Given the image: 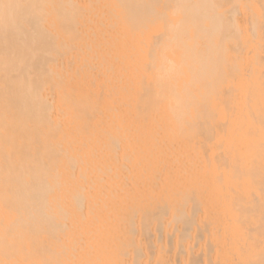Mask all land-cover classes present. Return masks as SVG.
Listing matches in <instances>:
<instances>
[{"label":"bare ground","instance_id":"bare-ground-1","mask_svg":"<svg viewBox=\"0 0 264 264\" xmlns=\"http://www.w3.org/2000/svg\"><path fill=\"white\" fill-rule=\"evenodd\" d=\"M0 264H264V0H0Z\"/></svg>","mask_w":264,"mask_h":264}]
</instances>
